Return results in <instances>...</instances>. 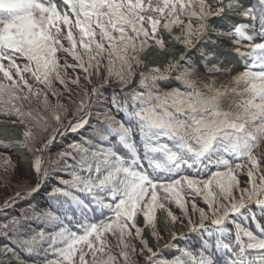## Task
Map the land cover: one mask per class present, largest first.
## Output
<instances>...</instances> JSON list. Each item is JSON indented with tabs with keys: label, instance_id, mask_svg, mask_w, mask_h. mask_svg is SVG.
Instances as JSON below:
<instances>
[{
	"label": "snow or ice",
	"instance_id": "1",
	"mask_svg": "<svg viewBox=\"0 0 264 264\" xmlns=\"http://www.w3.org/2000/svg\"><path fill=\"white\" fill-rule=\"evenodd\" d=\"M0 116V264H264V0H0Z\"/></svg>",
	"mask_w": 264,
	"mask_h": 264
},
{
	"label": "rangeland",
	"instance_id": "2",
	"mask_svg": "<svg viewBox=\"0 0 264 264\" xmlns=\"http://www.w3.org/2000/svg\"><path fill=\"white\" fill-rule=\"evenodd\" d=\"M173 46H174L173 44H168L167 47H166V49L172 48ZM142 55H141V58H142ZM147 58H149V59L151 58L150 54H148V57ZM164 63H166V61L162 60L161 57H158L157 59L155 58V60L151 61V63H148V65L145 66V68L150 67V66H162ZM56 87L59 88L58 87V84L56 85ZM90 88H91V85H90ZM53 102H55L54 98H53ZM0 139H7V138L0 136ZM17 152L21 153V150L19 149V150H17ZM17 152H14L13 154H15L17 156ZM0 194H1V191H0ZM0 203H2V202H0ZM157 216H158V226H159V229L164 233V240L162 239L159 242L160 246L163 247V245L166 242H170V240H171V238L167 235L168 222L166 220V216H167L166 210H158L157 211ZM175 230L177 231V233L187 231V229L182 228L179 224L176 225V229ZM188 240L195 241V237L194 236H189V237H187L186 240L178 241L177 243L179 244V246H182V245H184L183 243L188 242ZM113 242L115 243L114 240H113ZM135 243H137V247H139V243L136 242V241H135ZM150 243H155V241H151ZM175 254H177V253H175L174 249L173 250L166 251L164 253V255L167 256V257H171L172 255H175Z\"/></svg>",
	"mask_w": 264,
	"mask_h": 264
},
{
	"label": "trees",
	"instance_id": "3",
	"mask_svg": "<svg viewBox=\"0 0 264 264\" xmlns=\"http://www.w3.org/2000/svg\"><path fill=\"white\" fill-rule=\"evenodd\" d=\"M63 59H64V57L62 56V57H61V62H63ZM68 62H69V63H72V60H71L70 57L68 58ZM68 74H69V75H74V73L72 72L71 69L68 70ZM81 74H82V73H80V75H81ZM82 75H83V74H82ZM82 75H81V76H82ZM93 82H94V83L96 82L95 79L93 80ZM82 84H83L84 87H87V88L90 89V85L84 84L83 80H82ZM176 86H178V85H176ZM58 87L60 88V85H59V84H58ZM78 91H79V89L73 88V93H76V92H78ZM61 99H62V101H63L65 104H68L67 95L62 96ZM73 99H77V100H78V99H80V97L74 95V96H73ZM68 106H69V107H72L71 105H68ZM0 117H3V116H0ZM10 155H12L13 159L16 160L17 156H16L15 154L10 153ZM0 175H2V172H0ZM16 175H17V176H21V175H23L25 178H29V177H28V173H26V172H24V173L17 172ZM240 179H241V182L243 183V181L246 180L247 177H246L245 175H241ZM0 191H1V194H0V202H3V199H4L7 195H10V194H11L12 189L9 188V189L6 190V189L2 186V183H0ZM197 203H198V205H199L200 207H203V206H204L202 200H197ZM168 207L171 208V210L174 212V214H176V215H178V216L180 215V211H179V209L176 208L175 205H169ZM157 218H158V216H157ZM158 229H159V226H158ZM159 230H160V229H159ZM160 233H161V235L163 236V240H164V233H163L161 230H160ZM190 241H191V242H194L193 240H188V242H190ZM133 242L135 243V241H133ZM188 242L183 243L184 245H182L181 247L185 246V244H187ZM113 243H114V242H113Z\"/></svg>",
	"mask_w": 264,
	"mask_h": 264
},
{
	"label": "bare ground",
	"instance_id": "4",
	"mask_svg": "<svg viewBox=\"0 0 264 264\" xmlns=\"http://www.w3.org/2000/svg\"><path fill=\"white\" fill-rule=\"evenodd\" d=\"M148 54H150V56H151L150 59L147 58ZM167 56H168V49L161 51V50H158L155 47H153V48H150L147 51H145L144 54L142 55L141 59H145L148 61V63H151V61L155 60V58L157 59L158 57H161L162 60L166 61ZM148 63L145 66H147ZM16 131H17L16 129L9 126L8 121L5 120V118L0 117V136L5 137L7 139H15L16 138ZM20 150L22 153L23 150L22 149H20Z\"/></svg>",
	"mask_w": 264,
	"mask_h": 264
}]
</instances>
